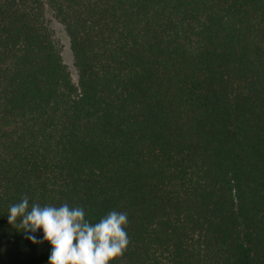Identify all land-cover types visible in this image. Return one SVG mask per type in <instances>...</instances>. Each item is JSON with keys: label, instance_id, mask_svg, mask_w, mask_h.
Instances as JSON below:
<instances>
[{"label": "trees", "instance_id": "trees-1", "mask_svg": "<svg viewBox=\"0 0 264 264\" xmlns=\"http://www.w3.org/2000/svg\"><path fill=\"white\" fill-rule=\"evenodd\" d=\"M24 197L126 213L110 264H264V0H0V264H47Z\"/></svg>", "mask_w": 264, "mask_h": 264}, {"label": "clouds", "instance_id": "clouds-1", "mask_svg": "<svg viewBox=\"0 0 264 264\" xmlns=\"http://www.w3.org/2000/svg\"><path fill=\"white\" fill-rule=\"evenodd\" d=\"M6 218L33 243L32 233L40 230L41 240L50 248L47 264H110L128 244L126 213L115 210L91 223L80 206L33 203L29 207L24 197L9 206Z\"/></svg>", "mask_w": 264, "mask_h": 264}, {"label": "rangeland", "instance_id": "rangeland-1", "mask_svg": "<svg viewBox=\"0 0 264 264\" xmlns=\"http://www.w3.org/2000/svg\"><path fill=\"white\" fill-rule=\"evenodd\" d=\"M52 27H53V30L55 33V37H56L58 44L60 46V49H61V55H62L63 61L69 67L73 78H75V72H74L73 67H72V58H71L70 50H69V46H68V39H67L64 31L62 30V28L57 23L53 22Z\"/></svg>", "mask_w": 264, "mask_h": 264}]
</instances>
